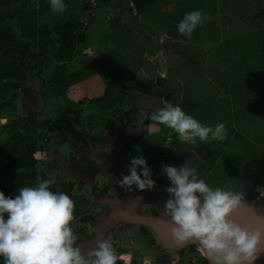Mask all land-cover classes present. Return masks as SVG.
<instances>
[{"label":"flooded vegetation","instance_id":"1","mask_svg":"<svg viewBox=\"0 0 264 264\" xmlns=\"http://www.w3.org/2000/svg\"><path fill=\"white\" fill-rule=\"evenodd\" d=\"M65 1L70 4L72 0ZM74 1L78 3V20H76L78 24L70 29L69 35L72 37L83 34L82 40L85 39L89 25L96 22V14H103L106 21L115 29L121 25L125 1H128L129 7L132 2V0H112L110 4H99L97 0ZM118 2L121 3V12L114 15L113 10ZM100 5L110 8L103 13ZM25 7L28 8V5ZM0 14V61L5 64L13 61L18 68L21 67L25 76L20 84L14 75L0 76V86H2L0 142L3 133L12 130H17L16 135L27 136V149L34 150L30 172L35 178L30 186L48 181L52 191L63 192L72 198L75 209L70 226L77 238L76 245L81 248L83 254L86 255L95 248L97 237L102 234L116 250L117 260L125 264H146V262L155 264L154 261L146 260L138 254L146 245L151 248L154 246V239L149 229L128 222L126 216L114 211V205H111L113 208L110 209L108 202L110 198L115 199L110 193L118 191L114 187L117 185L116 181L123 175L129 174L128 164L134 158L132 148L141 138L159 134L165 128L161 125L159 131H147L151 123L147 117L158 109L145 106L163 107L171 103L174 106L179 105L187 113L191 111L187 107V99L182 96L176 98L177 91L172 89L174 84L168 85L166 81L187 64L181 51H178L182 40L176 36L167 37L156 42L151 52L139 51L130 45L124 47L122 52H127L126 58L121 61L130 70L126 75L128 79L121 88V100L116 99L105 107L99 104L96 97L82 96L74 100L72 89L85 83L83 81L85 76L76 83L62 84L61 72L68 76L72 72L80 71V67L69 70L68 62L75 53H80L84 57L87 55V50L84 52L85 49H81L83 45L81 42L75 43L77 48L75 47L73 55L67 53L59 55L63 44L56 36L54 27L42 25L47 26V35L41 39L39 34L29 36L23 32L19 12L4 10ZM14 19L16 23H13ZM39 27L41 26H37V29ZM19 30L23 34L19 35ZM24 35L33 43L32 47L25 41ZM25 49L29 51V57L35 56V59L24 66V58L28 56L23 52ZM52 49L55 51L51 54ZM12 51H17L15 57L10 53ZM89 53L90 56H95V49L91 47ZM122 55L124 53H121ZM176 56H182L184 61L180 62V58ZM51 58L54 59V63ZM145 58L152 59L148 61V67L145 66ZM146 69L154 74H147ZM30 70L34 73L38 86H25ZM73 93L77 95L76 91ZM138 123L140 127H136ZM110 129L113 131V137L106 141L105 136ZM127 130L130 131V135H135L132 140L124 138ZM8 142L7 138L0 146ZM203 146L209 149L207 144L202 143L181 152L175 160L167 158L155 164L151 178L159 180L166 177L162 172V165L176 167L178 160L184 154ZM208 149L203 147L198 151V159L194 165L196 176L201 170L205 173L211 172L208 166L201 164L212 157V150ZM7 159L6 154L0 156V168L8 161ZM5 172L0 169L1 184L12 182L13 172ZM16 173L19 175V170ZM6 175L8 181L3 180ZM257 184L258 180L255 185ZM217 187H220V184ZM18 189L19 184L10 190V195L15 197ZM119 189L128 193V190H122L120 185ZM256 189L257 196L264 198V184ZM105 209L104 213L107 215L102 219L101 215ZM144 212H149V209H144ZM192 247L197 250L195 245H189L183 250L192 254L189 250ZM172 259V254L166 255L163 264H168ZM0 264H4L3 257H0Z\"/></svg>","mask_w":264,"mask_h":264},{"label":"rangeland","instance_id":"2","mask_svg":"<svg viewBox=\"0 0 264 264\" xmlns=\"http://www.w3.org/2000/svg\"><path fill=\"white\" fill-rule=\"evenodd\" d=\"M21 1L28 5L38 0H12L7 7L0 8V13L19 9ZM64 4L63 12L48 9L38 13L37 10V26L53 27L78 20V3L72 0L67 4L64 0ZM100 6L103 13L110 8ZM193 10L201 11L207 19L191 36H178L177 24L185 13ZM96 16V22L89 25L85 39L81 41V49L87 50V55L75 53L68 62L69 70L80 67L79 75L86 77L85 83L72 89L74 100L82 96L96 97L105 107L116 99L121 100V88L130 71L121 61L127 53L122 49L130 45L139 51L151 52L156 42L176 36L182 40L178 51L187 64L166 81L168 85L174 84L172 89L177 91L176 98L187 99L191 111L186 114L205 126L223 123L227 139L209 138L205 142L197 139L195 144L184 143L178 134L165 127L159 134L141 138L132 148L133 156L142 155L152 171L155 164L167 158L175 160L181 152L205 143L212 150V157L201 164L208 166L211 172L201 170L197 178L205 179L212 188L219 184L220 188H225L242 170L248 169L255 173V184L258 180L253 198L260 197L255 191L264 184V0H157L140 14L125 1L121 25L115 29L103 14ZM13 23H16L15 19ZM25 41L32 47L33 43L26 36ZM91 47L95 49V56H90ZM54 51L52 49L50 53ZM16 52L10 53L15 57ZM23 52L29 54L26 49ZM34 59L35 56H26L24 66ZM28 76L25 86H38L32 70L28 71ZM16 132L3 133L0 145L7 138L15 137ZM7 179L8 175L3 178L4 181ZM172 255L168 264H176L180 258L177 253ZM186 255L193 260L199 256L196 253Z\"/></svg>","mask_w":264,"mask_h":264},{"label":"clouds","instance_id":"3","mask_svg":"<svg viewBox=\"0 0 264 264\" xmlns=\"http://www.w3.org/2000/svg\"><path fill=\"white\" fill-rule=\"evenodd\" d=\"M50 7L63 12L64 0H50ZM130 7L134 10L133 2ZM204 19L199 10L185 13L176 26L178 36H191ZM147 119L151 121L148 132L163 125L184 143L227 139L223 123L205 126L179 105L165 104ZM128 172L116 181L126 191L132 186L141 191L155 187L142 155L130 160ZM162 172L170 182L163 215L170 217V236L177 245L197 241L213 264H255L264 255V214L252 208L242 193L210 187L205 179L197 178L190 159L179 168L162 165ZM74 209L72 198L52 191L48 181L21 187L14 198L0 191V257L4 264H117L116 250L102 234L95 248L82 253L70 226Z\"/></svg>","mask_w":264,"mask_h":264},{"label":"water","instance_id":"4","mask_svg":"<svg viewBox=\"0 0 264 264\" xmlns=\"http://www.w3.org/2000/svg\"><path fill=\"white\" fill-rule=\"evenodd\" d=\"M120 12H121V3L118 2L115 5L113 13L114 15H117ZM176 57L180 58V62L184 61L182 56H176ZM150 60L152 59L145 58L146 67H148L147 63ZM147 74L153 75L154 73L148 70ZM145 107L152 109H160L162 106H145ZM139 123L138 126L136 125L135 126L140 127ZM128 130L125 132L124 138L132 140L135 137V135L133 136L130 135V131ZM116 131L117 130L115 129V132ZM112 135H113V131L112 129H110L105 136L106 141L110 140L113 137ZM203 147L208 149L206 146ZM203 147L196 148L194 151L187 152L186 154H184L182 158L178 160L176 167L179 168L186 159H190L192 166L194 167L195 162L198 159V155H197L198 151L201 150ZM154 181H155V187L152 189H145L141 191L135 186H132V188L128 190V193L121 191L119 189V185L117 184L114 187L118 191L117 192L115 191L116 193L114 191L112 192V194L110 193V195H112L115 199L111 200L110 198L108 202L110 206L114 205L113 206L115 208L114 211L115 212L117 211V214L126 216L128 222L130 223L132 222L136 225L146 226L151 232L154 239L153 248L146 245L145 247H143L144 249L138 252V254L143 256L146 260L149 259L154 261L155 264H163L166 255L175 254V253L178 254L187 246L195 245L197 250L201 253V255L207 259L208 264H213V262L207 257L205 251L199 246L197 241H192L181 246V245H177L172 240L168 225V221L170 220V217L163 215L164 204L168 199V193L166 192L165 189L170 186V182L165 176L164 178H159V180H154ZM225 188H227L228 190L242 193L244 195L245 200L249 203V205L252 208L264 214V198L263 197L253 198V192L255 188V173L253 171L251 172L248 169L242 170L238 178L233 182L228 183ZM122 190H124L123 187ZM112 206L110 209L113 208ZM146 208L149 209V212H144V209ZM105 211L106 209L103 211V214L101 215L102 219H105L104 216L107 215L106 213H104ZM135 228L137 229L138 226H136ZM146 264H148V262H146ZM255 264H264V255H261L260 258L255 262Z\"/></svg>","mask_w":264,"mask_h":264},{"label":"trees","instance_id":"5","mask_svg":"<svg viewBox=\"0 0 264 264\" xmlns=\"http://www.w3.org/2000/svg\"><path fill=\"white\" fill-rule=\"evenodd\" d=\"M12 0H0V8L7 7V4ZM16 1V0H13ZM99 4H110L112 0H97ZM157 0H132L134 10L137 14L142 13L148 6L156 2ZM20 2V0H19ZM26 4L24 1H21V7L19 9L13 10L14 12H19V20L21 28L23 29L24 33H27L29 36H36L39 34L40 38L43 39L44 36L47 35L46 27L47 26H41L39 29H37L36 26V11L38 10V13H44L48 9H51L50 7V0H38L36 2H31L28 4V8L25 7ZM39 6V7H37ZM13 15V14H12ZM78 23L73 21H68L66 23L62 24H56L54 25V29L56 32V36L60 40V42L63 44L61 48L60 54H69L73 55L75 53V43L81 42L83 38V34H77V36L70 37L69 32L72 27H76ZM50 42H53V40H50ZM66 49V50H64ZM66 51V52H65ZM80 71L72 72L68 76H65L63 72L60 73L61 75V81L62 84H68V83H76L83 79L82 75H79ZM8 75H14L18 78L19 84L24 79V72L21 69V67L18 66L13 62L9 61V63H3L0 61V76H8ZM0 89L2 90V86H0ZM27 143L28 138L24 135H15V137H12L9 139V142L6 143L4 146H0V156L6 154L8 156V161L1 167V170H7L11 171L12 173V182L1 184L0 183V191H2L6 197H12L10 195V190L14 187L18 186L19 188L30 186L32 185L31 181L35 178V175L30 172V165L32 163V157H33V149L28 151L27 149ZM1 164V163H0ZM19 170V175L16 173ZM14 198V197H12ZM5 219H7V216H5ZM191 253L198 254V258L196 260H193L191 257H187L184 250L180 252V258L177 261L176 264H208V261L205 257H203L197 250L194 249V247L189 248ZM186 258V259H185ZM117 264H125L121 260H117Z\"/></svg>","mask_w":264,"mask_h":264},{"label":"crops","instance_id":"6","mask_svg":"<svg viewBox=\"0 0 264 264\" xmlns=\"http://www.w3.org/2000/svg\"><path fill=\"white\" fill-rule=\"evenodd\" d=\"M159 130H160V126H159V128L156 131H159Z\"/></svg>","mask_w":264,"mask_h":264}]
</instances>
